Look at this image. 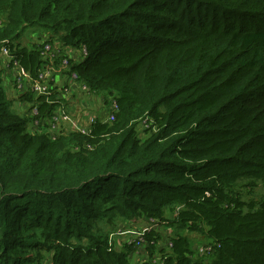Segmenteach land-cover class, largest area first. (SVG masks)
<instances>
[{"label":"trees","instance_id":"1","mask_svg":"<svg viewBox=\"0 0 264 264\" xmlns=\"http://www.w3.org/2000/svg\"><path fill=\"white\" fill-rule=\"evenodd\" d=\"M31 28L85 47L66 73L117 110L53 135L57 103L28 95L43 121L31 132L0 84V264H264V195L245 210L234 188L264 187V0H0V45ZM13 52L36 75L38 49ZM136 216L213 251L150 228L131 262L98 220Z\"/></svg>","mask_w":264,"mask_h":264},{"label":"rangeland","instance_id":"2","mask_svg":"<svg viewBox=\"0 0 264 264\" xmlns=\"http://www.w3.org/2000/svg\"><path fill=\"white\" fill-rule=\"evenodd\" d=\"M52 32L48 29H42V28H31L25 30L22 35L15 40H12V46L13 50L17 49V47H26L27 49L37 48L40 54V48L45 44V41H49L56 44V46H62L63 43L60 42L59 39L54 38L51 40ZM64 47V46H63ZM3 61V55L0 51V69L1 64ZM42 67V64H41ZM1 71V70H0ZM56 76L61 77V71L55 72ZM48 86L53 91H56L57 88L61 89V87L67 86L70 88V92L66 95L64 93L63 102L66 103V107L64 108V111L69 115L68 118L70 121H64L65 124L64 127H62V130H74V125L78 123L81 126H87L89 123V120L91 117L95 116L96 114L102 115V110L108 107V103L105 102L106 96H108L107 93H94L93 95H89L88 99L89 104L86 103V98H77V93L80 92V83L81 81H71L67 78H57L53 79L52 77H48ZM6 82L2 81L1 75H0V84L2 86L3 91L5 92L6 97H9L10 105L12 111L17 113H22L21 111L24 109V103L21 102L20 91L17 90L12 85V79L7 75ZM74 90H77V93H74ZM63 95V94H62ZM112 98V96H110ZM64 111H62L64 113ZM101 113V114H100ZM150 124V123H148ZM147 123H145V120H141L139 123V130L141 133H143V130L146 129ZM77 130V129H76ZM154 130V129H152ZM251 179L250 178H241L236 182L235 190L239 193V196L241 197V200L246 202L245 210L247 209V204L250 201L258 202L264 195V187L262 186L260 180L254 182V185H251ZM182 206V205H181ZM165 214L168 218H171L172 213H170L169 210L165 211ZM104 220V219H101ZM100 223V227L102 228L104 226V230H108V244H110L111 247L121 249L123 245H132L136 250L130 254L129 259L131 262H138V261H144L146 259L144 249H140L136 247V242L134 241L136 236L141 235V233L144 230L154 228L160 235L161 239H159V243L161 245H164L168 243L169 237L166 236L170 232L172 235L175 231H178L180 233H183L188 238L189 247L193 251L194 254H200L209 256V254L213 251L214 245L211 250L207 251L204 250V245L211 243L210 240L207 239L202 233L196 232V231H185L182 229H173L168 230L165 229V226L168 225V223L159 222L156 219H148L144 216H136V218H129V219H123V218H115L112 220L113 222H110L109 220H106L105 222H102L98 220ZM186 229V228H185ZM169 235V234H168ZM212 244V243H211ZM160 250H158L156 253H154L153 256H156L159 253Z\"/></svg>","mask_w":264,"mask_h":264},{"label":"built area","instance_id":"3","mask_svg":"<svg viewBox=\"0 0 264 264\" xmlns=\"http://www.w3.org/2000/svg\"><path fill=\"white\" fill-rule=\"evenodd\" d=\"M7 43L8 41L5 40L0 45V51L3 55L0 75L2 81L5 83H7L6 79L7 75H9V77L12 79V85L21 92V102L24 103V109L21 112L30 119V123L28 125L29 131L32 132L37 129L39 124L43 125V121L42 119L35 117L39 113L38 102L35 104L31 102L27 97L28 95L32 96L31 99L33 100L41 98L42 102L57 103L55 105V110H53L50 119L47 121V130L53 135L55 132H60L62 127L65 126L63 122L70 121L68 118L69 115L64 111V108L67 105L63 102V98L64 93L67 95L71 90L68 86L67 88L63 86L61 89L57 88L56 91H53L51 88H49L47 80L48 77H52V80H55L59 77L70 79L72 82H79L77 74L75 72L67 74L66 69L69 66L70 59L78 63L82 61L83 57H86L87 51L85 47L78 51V49L76 50L71 46H56V44H53L48 40L45 41L44 45L42 42V46L40 48L41 56L39 55L42 67H38L36 75H32L30 71L21 63L20 59L16 56V54H14L13 50H11ZM57 71H61V77L56 76L55 72ZM79 88L80 92L78 93L77 90H74V93H77V98L87 97L86 103L89 104L90 100L88 99V96L93 95L95 92L90 91L83 83H80ZM105 102L108 103V107L102 110V115L96 114L95 116L91 117L87 126H81L76 123L74 125V130L77 129L78 131L84 132L89 127V125L95 121V118L97 121L101 122L113 120L114 112L117 110V104L111 97H106ZM62 111H64V113ZM143 120H145L146 123V118ZM143 232H145V230ZM143 232L134 239L136 242V247L140 249H144L145 246L144 238L142 236ZM212 247L213 244L211 243L205 244L204 250L209 251L212 249Z\"/></svg>","mask_w":264,"mask_h":264}]
</instances>
